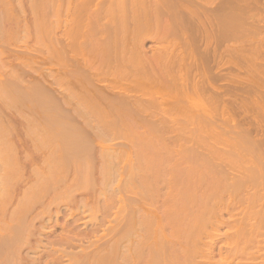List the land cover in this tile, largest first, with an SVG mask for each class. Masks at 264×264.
Listing matches in <instances>:
<instances>
[{
    "label": "bare ground",
    "instance_id": "1",
    "mask_svg": "<svg viewBox=\"0 0 264 264\" xmlns=\"http://www.w3.org/2000/svg\"><path fill=\"white\" fill-rule=\"evenodd\" d=\"M213 1L215 2L217 0H212V2L209 1V4L210 2L212 3L210 4L211 6H209L207 0H108V3L104 2L105 4L100 0L103 4H100V2L97 1L99 2V5L96 3L95 9V7L92 8L96 2L94 0H80V2L79 0L77 2L69 0V3H65V6L66 4H70L65 7L68 9L65 11H68V13H71L72 15L75 13H73L74 8L81 11V13L82 11H86L87 16L85 18L88 17V22L90 20H92L93 23L96 22L97 28L99 29L98 33L100 35L94 34L93 32L91 33V31H93L91 30L89 32V35L92 34V36H89L90 44L88 43L89 41L87 42L89 45L87 46L90 47L88 48L89 51L86 50L82 52V58L80 57L81 54L79 52L78 55L80 54V58H76L77 56L76 54L74 55L73 52L74 48L72 49V47H74L73 44H75L73 43L74 39L69 40V37L66 45L64 43H59L62 38L59 37L58 29H61L63 19L61 20L58 18L61 14L58 13V17L55 20L56 22L53 24L57 25H55V29H57L58 26L59 28L57 31L51 29L54 28V25L51 23V26L53 27L48 29L49 31L55 30L54 32L50 31L51 34L48 33V36L51 35L49 41H51L52 44L50 46L53 47V50L50 51V53L52 52V57L50 54L47 55L45 53V56L41 55L43 62L46 60V56L48 57L47 60H52L53 57L54 59L56 57V62L54 61V63H57V60L61 59V62H58L57 64L59 70L60 66L63 67L62 65H59L60 63L66 67V70L63 68L65 71H61L62 73L60 72L57 76L56 73L54 74L51 71L52 69L50 70L47 68L55 75L52 74V76L55 77L52 80L50 78L51 75H48V73L43 74V69L48 63L45 64L44 68L40 67L43 71L38 68L39 65H37L38 70L42 71L43 74L39 75L41 79H39L38 76L36 79V76L30 75V70L26 69L30 66L32 67L33 64L34 67L38 63H43L38 56L40 55L39 52H42L39 51V49L36 50L35 47L34 49L28 47L36 50L38 55L34 54L32 50H28V53H22L21 55L22 51L19 49V52L15 50V53V51H10L11 48H0V56L2 57L6 56L8 54L7 51L9 50V52H13L14 54L10 53L8 55H17L20 53L21 56L25 57L24 60L27 61V64L26 62L24 64L21 63L24 69L14 67L17 66L18 61L16 62V65H12V70L8 72L5 79L2 76L0 77V93L3 95L6 92L5 95L1 97H6L7 99L10 97L7 93H10V95L13 94L17 99H22L21 101L24 100L23 103L25 104L22 105H24V107L26 105L28 108L27 111L30 110L29 112H31L32 108L33 111L35 110L34 108L39 111L38 108L44 106V109H47L46 111L48 112L46 114H44L45 111L44 113L42 112L41 114H43V117L46 116L51 124L56 125L55 127L60 125V129L57 127L56 130L59 129V131H61V133L63 132V135H65L60 136V139L56 136L59 142L55 141V137L52 139V137L55 136L52 135V131H54L55 134H58V131L56 132L55 129L50 130V127L45 128L46 125L50 126V122L43 119L44 122L48 123L43 125L37 120L36 123H40L43 126L39 125V129V127H37L38 125L36 126V123L34 122L35 120L33 121L34 118L32 119L31 117L30 119L32 120L30 122H33L35 125L33 127V124L31 123L32 129L30 126L29 128L32 130L31 132L34 134V137L28 130V133L31 135L30 138H28L29 134L26 135L27 133H25L27 130H25V134H23L22 131L25 127L20 130L15 124L14 127H17L15 130H20L21 132L18 131L19 133H17V131H14V135H12L11 138L6 135L7 140L4 133L2 135V137H4H0V139H5L2 141H7V144H10V140L12 141H10L12 145L15 144V147L11 146L14 149H11L10 146L7 147L3 142L4 147L6 146L8 149L10 148L9 150L14 151L13 155H9L11 152L6 148L10 153L6 152L8 155L5 153L6 156H3L4 154H2V150H0V209L4 212L1 214H5V216L3 215L4 218L0 215L3 218H0L2 219L0 222V264H120L119 262L121 261L128 264H180L179 262H181V264L185 262L186 264V260L180 261L177 259L178 251L180 250L179 247L182 245L189 246V243L192 244L196 241L194 237H191V235H187L186 233L196 228L198 224L199 226L206 224L210 219L208 215L210 212H213V210L214 213H217L219 216V223H225L222 210L230 212L232 205L230 206L229 204L233 203H228L227 206H219L220 208H218L220 210H218V212L215 211L218 209L216 206L214 208V206H211L212 204L210 205V201L212 200L210 187L208 185L205 186L203 191L202 189H198L197 175L201 173L199 170L202 165L208 166V164H210L212 168L216 167L213 171L218 172L217 175L219 174L220 178L219 185L216 188L219 189L218 191L229 192L233 187V184L228 180L231 179V176L225 166L231 167V163H235L234 165L232 164V166L240 164L239 162L242 159L239 156L241 149L248 148L249 158L252 160L250 161L252 163L254 162L252 165L255 164L256 166L254 165L255 169L254 166H251L253 167V173L250 174L247 172L246 174H249L250 176L248 175L246 177L244 175L245 177H243L239 184L244 187L250 184L251 180V182H253L249 185L251 187L255 183L254 181H256V188L262 184L263 188L260 190H264V182L262 183L259 180V182H257V178L260 179L259 177H261V181H264V147L261 146L264 144V138L262 137V140L261 138L257 139L254 135L253 138L251 137V134L253 133L250 132L252 129L255 131L257 129L260 130L259 127H262L260 126L261 124L259 123V126L256 125L258 127L256 129V123H253L254 125H252L251 122V125L254 128H250L251 125L248 126L249 128H246L243 123L242 125L246 129L242 130L237 128L239 130L234 131L233 127H230L231 124L229 126L231 129H229L227 125L223 127L226 123H223V125L222 123H217V120H214L213 122L215 123L216 121L217 125L219 124L221 126L222 124L223 129L218 125L217 127L214 126L215 130H213V124L210 125L213 122L209 121L216 119L213 118L215 115H213L206 106H201L202 108H200L199 111V109L194 107L193 102L195 99H193V96L195 97L196 95L204 99H207L208 97L210 99V97H214H212V95H217L219 100L220 98H223L221 99V101L223 100L222 102L226 100L224 98L227 94L231 95V90L229 93V89L227 88V85H230V83L224 87L226 83L224 81H227L228 79L231 81V78H226L230 75L227 74L228 70L227 73L225 70L226 74L224 73V68L230 66L226 65V61H229V59L227 58V60H225V55L228 53L227 51H230V54L232 51L233 53H236L235 51H237L240 55L239 57L242 56V59H244L243 61L246 62L244 57L247 59L248 57L245 55L243 56V54H246L247 52L251 53L252 50L249 51L250 48L248 46H254L252 54H249V56L254 55L255 51L256 59H254V55L251 61L256 60L257 69L259 70L257 71L263 76L262 78H264V0H218L215 4ZM1 2H3V6L7 3L6 0H2ZM30 2L32 4L34 3L32 0ZM36 3L33 5L36 6ZM74 3L78 4H75L74 6ZM90 3L93 5H90ZM29 5L31 4L29 3ZM1 11L3 13L4 9ZM2 13H0V16ZM31 13L33 14V12ZM68 13L66 15L67 18L62 13L64 15L62 17H65L66 19V24L70 21L68 19ZM81 13H78V15L76 14L80 17V26L85 22V18L83 20L81 19L83 16V13ZM14 14L16 15V12ZM24 17L25 18H22L26 19L27 16ZM105 17H110V21L112 20L111 23L108 22L109 25L103 24L102 19L105 20ZM28 18L29 16L27 19ZM29 19L30 20L26 21L27 23H31V20H34V18ZM2 20L3 19H1V21ZM22 22L27 24L25 21ZM1 23L0 25L2 26ZM34 23H31L30 26L34 25ZM89 24L90 23H88V27L90 26ZM63 25L66 26L65 23ZM27 26L25 25V27ZM158 26L161 27L159 28ZM45 27L49 28L50 26L48 25ZM157 27L158 30H156ZM76 28L77 29L75 30L83 34L84 30L80 32L79 30L81 29L78 30V27ZM153 28L156 29L154 30ZM30 29L32 28L30 27ZM150 29L153 30L155 34L153 32H151L152 34L149 33L148 31H151ZM70 30L71 28H69V31ZM67 31L68 30H66L65 33H67ZM27 32L25 33L28 34ZM62 32L64 33V31ZM32 34L31 37L35 35ZM149 34L151 35L150 37H152V40L158 43L157 46H155V44L153 48H150L153 49L151 54L149 53L150 51L148 52L145 44L146 37H148ZM28 35L26 36L28 37ZM69 35L71 38H75V35L72 34L71 31L69 32ZM69 35L67 33V36ZM85 35L86 34H84V36ZM15 37L19 38L18 35H15ZM12 38L13 36L11 39ZM75 39L78 40L77 37ZM86 39L81 41V43L79 42V45L82 44L83 46V42L86 41ZM159 39L161 41H159ZM232 39L234 41H232ZM235 39H241V42L236 41ZM35 40L36 39H34V41ZM229 40L232 41L231 44H229ZM64 42L66 41L64 40ZM160 42H162V45L158 46L161 44ZM233 43L236 45H233ZM48 44L49 43H47V46L49 47ZM59 44H61V46ZM228 44L229 46L231 45V47L233 46L234 48H232L235 51L231 47H228ZM12 48L14 50V47ZM3 49L7 50L4 51ZM238 53H236V56H238ZM3 54L5 55L3 56ZM230 54L227 55L230 57ZM18 55L17 57L20 56ZM230 58L233 59L232 56ZM237 58L238 57H236V60ZM231 59L230 62H232ZM64 60L66 64L63 63ZM236 60H234L232 64L236 63ZM49 63L52 64L53 61H50ZM251 63L249 60V66L255 65L254 62ZM242 65L239 67V65L236 66L234 64L233 69H235L236 66V68L239 67L238 69L242 68L240 69L242 71L244 70L245 64ZM18 66H20V62ZM245 66L247 67V64ZM249 68H251L249 69L251 70L250 72L253 71L256 73L254 71L256 68ZM34 69H36V67ZM40 71L38 73H40ZM245 72L246 71L244 70V74ZM253 74L252 76H254ZM256 75L258 78V74ZM41 76H43V79ZM252 76L249 77V80L244 77V80H248L247 83L249 81H251L249 82L251 84L254 82L256 83V80L258 81L259 78L252 79L254 81L252 82ZM48 77L50 81L48 80ZM233 80L234 79H232V81ZM237 81V84L238 82L240 83V81L241 83L246 82L243 81V78L242 80ZM82 82H85V85H83ZM102 82H104L103 85L100 84ZM74 83L82 84L84 86L83 90H81L82 85H76L77 88L80 86L79 91H77L78 89L73 86L75 85ZM249 83V86L245 83L247 87L242 84L238 86V84L236 85L239 87L237 89L235 84L233 85L231 83L235 87L230 86L232 88H229L232 90L235 89L236 91L239 90V93L246 91L245 94H247L250 87L254 92H257L258 88H260V91L258 92H261V94L257 93L256 95H260L259 97H261V100L259 101L264 100V84L259 82L256 83L258 85L256 86L254 83L255 85L253 87V85H250ZM147 86H149L151 95L148 94L150 96L145 98L146 95L145 97L141 96L138 93L137 88L145 89ZM151 87L154 89L152 90ZM255 88L257 89L254 90ZM146 89H148V87ZM161 89L169 92L166 94H173V91L181 92L184 94L185 100L182 102L171 103L166 99L164 96L165 94L160 95L162 91ZM59 90L60 93L58 92V95L62 96L56 95ZM225 91L228 93L226 94ZM251 91L248 92L250 95H247V99L250 97V99L253 98L252 95L254 93ZM155 92H158L157 96L154 94ZM236 93L237 92L233 95L232 92V95L235 97L237 96ZM245 94L242 93V95ZM242 95L240 96V94H238L239 98L237 99L245 101L246 99H242L244 97H242ZM256 95L254 96L253 103L258 101L259 97ZM16 97L8 99L12 102V98ZM217 97H214L215 100H218ZM17 99L16 102L14 99L13 101L17 103ZM7 104L9 105L10 103L8 102ZM11 104L9 106L10 108ZM5 106L6 105H4L3 108H7V106ZM13 106H15V104ZM21 107L19 104V108ZM261 107L264 109V104H260L259 106V109H261L260 111L263 112ZM182 109L187 113L185 119L186 123L178 124L177 122L179 120L177 113ZM258 111L256 112L258 113ZM5 112H3V114ZM223 112L226 111L224 110ZM9 114L11 116V113ZM258 114H260V112ZM223 115L224 119L222 120L227 121V119H230V121H233L231 120V117H228L229 114L226 115L228 118L225 114ZM7 117H9V115H7ZM7 117H3L5 118L2 119L3 122ZM12 117L14 116L12 115L10 118ZM20 122L22 121L20 120ZM22 123L26 124L25 121ZM63 124L69 129L70 134L67 135V133L65 134L64 132L65 130H61ZM0 125L4 126L5 123H0ZM14 127L11 129H14ZM208 127L212 129L213 134L215 132L219 133L217 134L218 137L220 133L221 135L225 134L226 136L230 134L226 139L224 138L225 141L228 142V144H226L231 147L230 150H228L229 147L227 145H225L228 147L226 148V151H224L225 146L222 147V149L218 147L219 145L215 146L214 143H216V141H213L214 143L210 145L211 148L208 146L209 152L207 153L200 152L196 148L193 149L192 146L189 148L190 145H188V147L185 146V148L187 147L186 150L182 149V151L179 149H176V151L175 148L173 150V148L170 147L171 145L169 147L164 146L162 149L148 148V143H150L154 137L160 138L164 136L163 138H165L167 134H172L170 138L173 140L172 137L184 134L187 138H191V136L198 135L201 132L207 133L210 129H208ZM218 127L221 128L223 133ZM236 127L237 126H235V128ZM35 128H37L38 131L50 130L49 132H51V134L48 132L50 134L48 136L54 142L52 141V143L48 136L45 138L47 134L46 131L38 133ZM224 128H228V134L224 132L226 131ZM33 129L36 130L37 133L33 131ZM261 130L259 132H262ZM2 132L0 130V133ZM8 132V130L5 131V133L10 136L11 133L9 132V134ZM34 132L36 133V136L37 134L41 135V137L44 136V140L40 136L37 137L42 139H39L40 142L44 141L42 142L43 146L41 144L40 146H42V149H46L45 151L41 148L42 151L40 149H37L38 152H35L36 149L33 151L34 147H40L37 143L39 141L35 138ZM209 132L212 134L211 131ZM209 132L208 135L210 134ZM42 133L46 134L43 135ZM119 133H122V135H131L130 138L134 136L135 140H133L134 138H132V140L140 144L141 147H139L140 149L138 148L140 152L137 150L138 152L134 151V153L136 152L137 154H134L132 153L133 151L130 152L131 150L129 151V149L128 151L124 150L125 147H127V145L123 147L125 144L107 145V143L105 144V142H103V140L106 142L109 140L107 138H109L108 136L110 134L112 137L114 136L115 139L118 138V136L121 135ZM257 133H255V135ZM115 134L119 135L116 136ZM184 135H182V137ZM225 135L224 137H226ZM178 136L177 138L174 137L176 141L178 140ZM123 137L127 138L125 136ZM182 137H180V139L183 140ZM130 138L128 141H131ZM221 138L223 137L221 136ZM45 139H50L49 147L46 143L48 141ZM192 139L194 138L192 137ZM62 140L63 142H61ZM111 140L113 142L114 138L110 137V141ZM2 141L0 140V144ZM222 141L219 143H222ZM56 142L57 144H55ZM168 142L171 141L169 140ZM179 142L177 141L176 144L179 145ZM207 142L208 140H206V144ZM50 143L54 146L51 145L50 147ZM209 143H211V141ZM176 144L174 143L175 146H177ZM216 144H218V142ZM44 145L47 147L45 148ZM181 146L183 145H180V147ZM2 147L3 146H0L1 149H3ZM30 152L32 154H30ZM179 154L181 155L180 162H184L183 164H186L185 166H183L179 162V158L176 157L179 156ZM214 159L216 161H214ZM217 159L220 161L218 162ZM217 166L219 169H217ZM251 167H249L250 170ZM16 173H21L23 179L19 183L18 181L20 179L18 178L17 180V178L14 177L15 180H17V183L15 184L14 180V184H11L13 187L10 188L8 185L10 183L6 184V181L10 180L9 182H12L11 180L14 178L10 175L15 176ZM5 175H7L8 179H5L6 181L4 180ZM8 176L12 179L8 178ZM246 178L250 179H247L248 181L245 182ZM4 187L6 189L8 188L6 194L3 192L5 190ZM253 187H251V189ZM92 189H94V192L97 189V191H100L99 193H93ZM127 191L134 195L130 194L129 196L131 197L128 198V195L125 193ZM124 193L127 195L126 197ZM255 193L256 192H254L252 196H256ZM257 193L260 196V193ZM38 194L41 196L39 198L37 197L39 201L36 200ZM258 194L257 197L260 198ZM245 197H243V199ZM34 198L35 201L41 202L37 204L38 202L36 203ZM40 198H42V200ZM247 198L248 197H246V200L249 201L251 197L249 199ZM262 200H264V198ZM262 200H259V202ZM252 201L254 205L255 201L253 200V197ZM249 202H251V199ZM260 204L261 202L259 203V208H262V206L260 207ZM63 205L66 207L68 213L63 212L67 214L66 217L69 215L70 219H66L62 222L63 233L61 232L62 234H58V237L50 238L49 240L48 238L50 236L48 237L46 235L48 237V242L45 245L43 243L45 248L42 250L40 244L42 245L41 242H46L44 241L45 239L43 240L44 236L41 237L42 231L44 232L45 230V215L48 214L51 216V214L55 212L62 213L60 210ZM255 206L256 208L258 207L256 203ZM232 207H234V205ZM119 210L124 216H122V220L117 223L118 225H113L110 228L106 223L110 222L109 218L113 216V214L117 216ZM20 211L25 213L21 214L24 215L22 221H19L20 218L14 220V218L19 215ZM58 215L56 221H54L56 222L54 224L57 225L61 222L58 219ZM86 215L91 218L93 226H91V231L90 229H88L89 231L86 229L82 231L77 226V222L80 220L83 221L82 218L86 217ZM40 217H42L44 222L39 221ZM50 218L51 217H49V219ZM18 221L20 224L15 226L16 222L19 223ZM251 221V219H247L246 221L241 222L240 228L245 229L247 227L250 229L251 227V230L256 228L257 225ZM48 224H50V222ZM54 224L51 223V227H54ZM104 225L111 229V234L109 231L108 233L110 235L108 234V236L107 234L101 235L100 233V228ZM168 229H171V231L167 233L166 231ZM49 234L50 233H48V235ZM52 235L55 236V234ZM259 242V240L255 241L256 244ZM141 243H147L148 245L142 247ZM25 244H28L29 246H26ZM26 247H29L28 252L26 251ZM71 247L77 248L78 250L75 249L72 251V249L70 250ZM23 248L26 249V252ZM39 248L41 250H38ZM31 249L35 253L40 251L39 253L41 254L38 253L40 260L37 261L36 256H34L36 259L30 257L29 253L32 251ZM208 249H211V247ZM44 256L48 257L47 260L43 259ZM123 259H125V261ZM156 259L158 260L155 261ZM122 262L121 264H123ZM232 263L234 264V262L228 260L223 262V264Z\"/></svg>",
    "mask_w": 264,
    "mask_h": 264
},
{
    "label": "rangeland",
    "instance_id": "2",
    "mask_svg": "<svg viewBox=\"0 0 264 264\" xmlns=\"http://www.w3.org/2000/svg\"><path fill=\"white\" fill-rule=\"evenodd\" d=\"M2 1V0H1ZM0 1V2H1ZM31 4V5H29V3ZM31 0H6V5L5 6H3V2H1V4H0V13H2V11L1 10H3L4 9V11H3V13L1 14V16L0 17H2V18H0V21H1V19H3L0 23L2 24V26L0 27V48L1 47H3V48H11V50L10 51H18L19 52V50L20 51H22L21 52V55H22V53H28L29 51H33V53L34 54H37L38 55V52H36V50L37 49H39V51H44L43 53L42 52H39V54L40 55H38L39 56V58H41V55H43V56H45V54H47V55H49L50 54V56L52 55L51 53H50V51L51 50H53V47L52 46H50V45H52L51 44V41H49L50 40V38H51V35H49L48 36V33H50V31H57V29L59 28V26H58V28L57 29H55V27L57 26L56 24V26L53 24V23H55L56 21V19H57V17H58V13L60 14H64L65 15V17L67 18V13H68V11H65V10H68V9H66L65 7L66 6H69L70 4H66V6H65V3H69V0H43V2H42V0H32L34 3L33 4H35L36 2V6H34L31 2H30ZM75 2H77L78 0H74ZM93 1V0H92ZM94 1H96L95 3H94V6H92V8H94L95 6H96V3L99 5V2H100V0H94ZM97 1H99V2H97ZM208 1V5L209 6H211L210 4H212L211 2H212V0H207ZM209 1H211L210 2V4H209ZM218 1V0H217ZM217 1H213L214 2V4L217 2ZM44 2H47V3H44ZM79 2H80V0H79ZM102 2L104 3H108V0H102ZM4 3H5V1H4ZM44 3V4H43ZM88 3V2H87ZM86 3V4H87ZM93 3V2H92ZM92 3H90V5H93ZM103 3H101L100 2V4H103ZM104 3V4H105ZM75 4H78V3H74V6H75ZM213 4V5H214ZM101 6V5H100ZM26 7H27V9H28V12H27V9H26ZM31 9H33V10H31ZM64 8V9H63ZM95 9H96V7H95ZM9 10H10V13H9ZM64 10V11H63ZM76 8H74L73 9V13L76 15H78V13H81V11H78V10H76ZM12 11H13V13H12ZM19 11V12H18ZM23 11V12H22ZM26 11V12H25ZM16 12V15L14 14ZM22 12V13H21ZM31 12H33V14L31 13ZM66 12V13H65ZM18 13V14H17ZM23 13H24V15H23ZM26 13V14H25ZM28 13V14H27ZM29 13H31V14H29ZM83 13V14H82ZM82 20L87 16V13H86V11L85 12H83L82 11ZM60 14V15H61ZM59 15V17L58 18H60L61 20L63 19V22H62V25H61V29H58V34L60 35H58L60 38H62L61 39V41H59L60 40V38L58 37V41H59V43H64L65 45L67 44V41H68V38L70 37V39L69 40H72V39H74V41H73V43H75V44H73L74 45V47H72V49L74 48V55L76 54V58H82V52H84V51H89L88 50V48H90V47H88L89 45H88V43L90 44V41H89V36H92V34H90L89 35V32L91 31V30H93V31H91V33L93 32L94 34H97V35H100L99 33H98V31H99V29L97 28V24H96V22L95 23H93L92 22V20H90L89 22L87 21V20H89L88 19V17L87 18H85V22H86V24H85V22H83V24L80 26L79 25V21H81L80 20V17L79 16H77L76 15V17L74 18V16L71 14V13H68L69 14V23L67 22V24H66V19H65V17H62V16H64V15ZM81 14H80V16H81ZM10 15V16H9ZM12 15H14V16H12ZM18 15V16H17ZM32 15V16H31ZM85 15V16H84ZM23 18H25L24 16H29V18H31V19H33L34 18V20H31L30 22L31 23H34V21H35V23H34V25H32V26H30V24L31 23H27L26 21H28V20H30L29 18L27 19V17H26V19H23ZM8 17H11V18H8ZM15 17H17V18H15ZM19 17H20V20H22V21H25V23H27V24H24V22H22V21H20L19 20ZM33 17V18H32ZM73 17V18H72ZM13 18V19H12ZM110 18V17H109ZM109 18H106L105 17V20L104 19H102V21H103V24H107V25H109V23H111V21H110V19ZM15 19H16V21H18V22H16L15 21ZM18 19V20H17ZM59 19V20H60ZM109 19V20H108ZM11 20H12V22H11ZM60 20V21H61ZM52 21H54V22H52ZM68 21V20H67ZM92 22V23H91ZM109 22V23H108ZM54 25V28H51V27H53V26H51L52 24ZM58 23V22H57ZM65 23V25L66 26H64L63 24ZM88 23H90L89 25V27H88ZM60 24H61V22H60ZM25 25L27 26V25H29V26H27V27H25ZM43 25V26H42ZM50 26L49 28L48 27H45V26ZM59 25V24H58ZM79 25V26H78ZM84 25H87V26H84ZM64 28H63V27ZM69 26V27H68ZM30 27L32 28V29H30ZM76 27H78V30L79 29H81V30H79L80 32H82L83 30V34L82 33H79L77 30H75V29H77ZM81 27V28H80ZM159 28L161 27V26H158ZM158 27H157V29L156 28H153L154 30L156 29V30H158ZM28 28V29H27ZM55 29V30H48V29ZM69 28H71V32H72V34H74L75 36V38L77 37L78 38V40L77 39H75V38H71V36L69 35ZM73 28V29H72ZM88 28V29H87ZM28 30V32H27V30ZM68 30L67 31V33H68V35L69 36H67V33H65V31L66 30ZM90 29V30H89ZM13 30V31H12ZM23 30V31H22ZM30 30V31H29ZM34 30V31H33ZM60 30H61V32H60ZM88 30V31H87ZM151 30V29H150ZM62 31H64V33L62 32ZM148 31V30H147ZM146 31V32H147ZM25 32H27L28 34H30V35H28V34H26ZM30 32V33H29ZM35 32V33H34ZM145 32V33H146ZM149 33H151V32H153V30H151V31H148ZM33 33V34H32ZM62 33V34H61ZM154 34H155V32H153ZM28 35V37L26 36V35ZM31 34L32 35H34V36H32L31 37ZM51 34V33H50ZM84 34H88L87 36L85 35L84 36ZM148 34V33H147ZM152 34V33H151ZM153 34V35H154ZM15 35H18V37L19 38H17V37H15ZM38 35V36H37ZM67 37H66V36ZM145 35V34H144ZM152 35V36H153ZM156 35H157V31H156ZM13 36V38L11 39V37ZM31 38H30V37ZM47 36H48V38H47ZM64 36H65V38H64ZM148 36V35H147ZM151 35L149 34V36L148 37H146V48L148 49V52L151 54V52H152V50L153 49H150V48H153L154 47V45L155 46H157V42H155V41H153L152 40V37H150ZM34 37V38H33ZM36 37H38V38H36ZM154 37V36H153ZM15 38H17V39H15ZM32 38H33V40H32ZM87 38V39H86ZM149 38V39H148ZM151 38V39H150ZM34 39H36L35 41H34ZM86 39V41H84L83 42V46H82V44H80L79 45V42L81 43V41H83V40H85ZM30 40H31V42H30ZM64 40L66 41V42H64ZM76 40V41H75ZM164 40V39H163ZM163 40H162V42H163ZM236 41H240L241 42V39H235ZM13 43H12V42ZM89 41V42H88ZM159 41H161L160 39H159ZM230 41V42H229ZM228 42H229V44H231V42L232 41H234L233 39H232V41L231 40H229ZM30 42V43H29ZM88 42V43H87ZM162 42H160L161 44H159L158 46H161L162 45ZM164 42H165V40H164ZM167 42V41H166ZM46 43V44H45ZM47 43H49L48 45H49V47L47 46ZM86 43V44H85ZM236 43V42H235ZM235 43H233V45H236ZM28 44V45H27ZM45 44V45H44ZM61 44H59L60 46H61ZM165 44V43H164ZM163 44V45H164ZM229 44H228V47H231V45L229 46ZM33 45V46H32ZM58 45V46H59ZM72 45V46H73ZM88 45V46H87ZM59 46V47H60ZM64 46V45H63ZM85 46H87V47H85ZM12 47H14V50H13V48ZM28 47H32L33 49H34V47H35V49L36 50H33V49H30V48H27ZM36 47H38V48H36ZM44 47V48H43ZM46 47H47V49H46ZM51 47H52V49H51ZM85 49H83V48ZM233 47V46H232ZM231 47V48H232ZM250 49H249V51L250 50H252L253 51V49H254V46H248ZM252 47V48H251ZM50 50H49V49ZM234 48V47H233ZM232 48V49H233ZM2 49V48H1ZM0 49V50H1ZM19 49V50H18ZM232 49H231V51H232ZM4 50V49H3ZM5 50H7V49H5ZM4 50V51H5ZM29 50V51H28ZM234 50V49H233ZM255 50H256V48H255ZM16 51H15V53H16ZM24 51V52H23ZM235 51V50H234ZM252 51H251V53H246V54H243V56L245 55V56H247L248 57V59L246 58V57H244L245 58V61L247 62H249V60H250V63L252 62H254L255 63V67L254 66H249L248 65V62L246 63V62H244L243 60L244 59H242V56L241 57H239L240 55H239V53L237 52V51H235L236 53H238V56H236L237 54L236 53H233V51H232V53L230 54V51H227L228 53L227 54H230V57L232 56L233 57V59H231L227 54L225 55V60H227V58L229 59V61L227 62L226 61V65L227 66H229L228 68L227 67H225L224 68V73H225V70H226V73H227V70H228V73L227 74H230V75H232V76H230V75H228V77H226V75H225V77L228 79V78H231V81H232V79H234V80H238V81H240V80H242V78H243V81H246V82H243V83H241V81H240V83L238 82V84L236 83V81H230V79H228L227 81H224V82H226L225 83V86L224 87H226V85L227 84H229L230 83V85H227V88L229 89L228 91H229V93H230V90H231V95H228L227 93H226V91H225V93L228 95H226L225 96V98L224 99H226L224 102H222L221 101V99H223V98H220V100H219V98L217 97V95L215 96V95H212V97L214 96L215 98L217 97V99L218 100H215V98L213 97V98H211L210 97V99H209V97L207 98V99H204V98H200V97H198L197 95L194 97L193 96V99H194V107L196 108V109H199V111H200V108H202L201 106H206V108L208 109V110H210L211 111V113L213 114V115H215L213 118H216V119H213V120H211V121H209V122H213L214 120H217V123L219 122V124L220 123H226L223 127H225L226 125H227V127H229L230 126V124H231V126L230 127H233V129H234V131L236 130H239V129H246L248 126H250L251 125V122H252V125H254L253 123H256L255 124V126L257 125V126H259L260 124V126H262V127H259L260 128V130L263 132L264 131V109L262 108V110H263V112L262 111H260L261 109H259V106H260V104L261 105H263L264 104V100H262V101H259V100H261V97H259L260 95H256L257 93H259V94H261V92H258V91H260L259 89L260 88H258V91L257 92H254L252 89H251V87H250V89H249V91H251L252 93H254L252 96H253V98L252 99H250V98H246V97H248L247 95L249 94L250 95V93H248L249 91H247V94H245L246 93V91L245 92H243L242 90V92L241 93H239L238 91H236L234 88V90H232V89H230V88H232V87H235L236 85H238V86H240L241 84L243 85V86H246V84L248 85V83L249 82H251V81H249L248 83H247V81L249 80V77L250 76H252V74L254 73L253 71L252 72H250L251 70H249V69H251V68H249V67H253V68H256V69H254V71L256 72V73H254L253 75L254 76H252L253 78H251V80L253 79L254 80V78H256V79H258L259 78V82H261L262 84H264L263 83V79L264 78H262L263 76L261 75V74H259L258 73V67H257V62H256V60L255 61H251L252 60V58H253V56H254V59H256V54H255V51H254V55H250L249 56V54H252ZM8 52V54H10V53H12V54H14L13 52H9V50L7 51ZM77 52V53H76ZM80 52V54H81V56H80V54L78 55V53ZM97 52H99V51H97ZM244 52V51H243ZM6 53V52H5ZM45 53V54H44ZM72 53V52H71ZM100 53V52H99ZM245 53V52H244ZM257 53V52H256ZM6 55V56H4L5 54H3V56L4 57H2V56H0V77L2 76V77H4V79H5V77H7V75H8V72L9 71H11L12 69V65L14 64V65H16L17 63L16 62H20V66H18L19 65V62H18V64H17V66H14V67H17V68H21V69H24V67H23V65L22 64H24L25 62H26V64H27V61H25L24 59H25V57L24 56H21L20 55V53H18L17 55L19 56V57H17V55ZM73 54V53H72ZM241 54V53H240ZM242 55V54H241ZM8 56V57H7ZM9 56H12V57H9ZM50 56H49V59H50ZM80 56V57H79ZM235 56V57H234ZM252 56V57H251ZM23 59H22V58ZM52 57V56H51ZM236 57H238L237 58V60H236ZM47 56H46V60H44V62H43V59L41 58L40 59V61H42L43 63H38V64H36L34 67H33V65H32V67L30 66L29 68H26V69H28V70H30V75H35L36 76V79L39 77V79H41L40 78V74L41 75H43V74H46V73H48V75H51L52 76V74L54 73H56V76H57V74H59L61 71H63L64 69L66 70V67H65V65H63L62 63H60L59 65H62L63 67H61L60 66V70H59V67H58V62H61V59H58L57 61V63H54V61L56 60V57H55V59H54V57H53V59L51 60H47ZM58 58V57H57ZM235 58V59H234ZM250 58V59H249ZM17 59V60H16ZM23 61H21V60ZM230 59L232 60V62H234V60H236V63H234L236 66H238L239 65V67H241V65L242 64H247V67L244 65V70L246 71L245 72V74H244V70H240V69H242L243 68V65H242V68H240V69H238V68H236V66H235V69H237V70H235V69H233L234 68V64H232V62H230ZM239 59V60H238ZM242 59V60H241ZM46 61H53V63L51 64V63H49V62H46ZM238 61V62H237ZM56 62V61H55ZM230 62V63H229ZM22 63V64H21ZM48 63V64H47ZM63 63H65V60H64V62ZM240 63V64H239ZM251 63V64H252ZM25 64V65H26ZM45 64H47L46 65V67L44 68V66H45ZM66 64V63H65ZM37 65H39V67L38 68H40V67H42V68H44L43 70H44V73L42 74V71H40V70H38V68H37ZM54 65H56V66H54ZM23 68H22V67ZM27 66V65H26ZM25 66V67H26ZM36 67V69H34ZM58 67V68H57ZM52 69L51 71L53 72H51L50 70H48V69ZM64 68V69H63ZM227 68V69H226ZM253 68H252V70H253ZM25 69V70H26ZM232 69V70H231ZM35 70H38V71H35ZM59 70V71H58ZM64 70V71H65ZM231 70V71H230ZM258 70V71H257ZM32 71V72H31ZM40 71V73H38ZM47 71V72H46ZM51 73H50V72ZM214 71H215V69H214ZM240 71V72H239ZM249 72H250V74H249ZM62 73V72H61ZM64 73V72H63ZM225 73V74H226ZM233 73V74H232ZM53 74V75H54ZM239 74V75H238ZM250 75V76H248V75ZM256 74H258V78L256 77L257 75ZM236 75H238V76H236ZM261 75V76H260ZM38 76V77H37ZM50 76V78H51V80L52 79H54L55 77H51ZM55 76V75H54ZM236 76V77H235ZM241 76V77H240ZM34 77V76H33ZM42 77V79H43V76H41ZM236 79H235V78ZM244 77H246V78H248V80H244ZM239 78V79H238ZM245 78V79H246ZM255 79V80H256ZM48 80L50 81V79H49V77H48ZM122 80V79H121ZM252 80V82H254ZM104 81V80H103ZM110 81V80H109ZM109 81H108V83H109ZM257 80H256V83H259ZM81 82V81H80ZM105 83H107L106 81H104ZM104 82H102V83H100V84H104ZM121 82V81H120ZM123 82H126V81H123ZM205 82V81H204ZM224 82H223V84H224ZM234 85L235 84V86H233L232 84ZM246 83V84H245ZM255 83V82H254ZM254 83H249L250 85H253V87H254V85L256 84H254ZM260 83V84H261ZM75 84V83H74ZM82 84L83 85H85V82H82ZM82 84H75V85H73V86H75V88L76 89H78L77 91H79V87L77 88V86L76 85H82ZM207 84V83H206ZM82 85V86H83ZM119 85V84H118ZM81 86V90H83V88H84V86L82 87ZM207 86V85H206ZM230 86H232V87H230ZM249 86V85H248ZM256 86H258L257 84H256ZM255 86V87H256ZM65 87V86H64ZM142 87H144V86H142ZM148 87V89H149V86H147ZM146 87V88H147ZM205 87V86H204ZM230 87V88H229ZM247 87V86H246ZM252 87V88H253ZM139 89V88H137L138 89V93L141 95V96H143V97H145V95H146V97L145 98H148L151 94V92H150V89L148 90V89ZM152 88V87H151ZM157 88V87H156ZM155 88V89H156ZM227 88H226V90H227ZM237 88H239V87H237L236 86V89ZM154 88H152V90H153ZM158 89V88H157ZM160 89V88H159ZM257 88H255L254 90H256ZM162 90V91H161ZM161 90H158V91H161V93H160V95L162 94H165L164 96L166 97V99L169 101V102H171V103H177V102H182V101H184L185 100V97H184V94H182L181 92H175V91H173V94H166V93H169V92H167V90H163V89H161ZM172 91V90H171ZM237 92L236 94H237V96H233V95H235L234 93L235 92ZM58 92L60 93V90L59 91H57V93H56V95H58ZM175 92V93H174ZM232 92H233V95H232ZM6 93V92H5ZM5 93L3 94V95H5ZM152 93H153V91H152ZM224 93V94H225ZM242 93H244L245 95H242ZM1 94V93H0ZM7 94H9L8 96H10V97H8L9 99L11 98V97H16V96H14L13 94H11L10 95V93H7ZM148 94H150V95H148ZM154 94H156V96L158 95V92L156 93H154ZM153 94V95H154ZM204 94V93H203ZM238 94H240V96L242 95V99H244L245 101H243V100H241V99H237V98H239V96H238ZM2 94L0 95V110L2 111V113H1V111H0V119L2 120V119H5V118H3V117H7V115H9V117H7L6 118V120H4V122H3V120L0 122V123H2V124H4L5 123V125L3 126H1L0 125V127H1V132L2 133H0V137L1 138H3L4 136H5V138H6V140H7V136L8 137H10L11 138V136L12 135H14V131H17V130H15V128H17L18 127V129L20 128V130H22V128L23 127H25L22 131H23V134H25V133H27L26 135H28L29 133L30 134H33L31 131V129H32V126H31V123L33 124V127H34V123L33 122H30L33 118V121L36 123L37 122V120L40 122V123H42L43 125H46V124H48V123H46V122H44V120H46L47 122H50L49 121V119L48 118H46V116L45 117H43V114H41L42 112L44 113V111H45V113L44 114H46L48 111H46L47 109H44V106L41 108V107H39L38 109H39V111L38 110H36V108H34L35 110H36V112L34 113V111H33V108H32V110H31V112H29V111H27L28 110V108L26 107V105H25V107H24V105H22V104H25V103H23L24 102V100L23 101H21L22 99H17V97L16 98H12V102H10V100L7 98L6 99V97H1V96H3ZM167 95V96H166ZM202 95V94H201ZM200 95V96H201ZM210 95V96H211ZM257 96V97H259L258 98V101L256 102V103H260V104H256V103H253L254 101V96ZM58 96H62V95H58ZM202 97V96H201ZM204 97V96H203ZM224 97V96H223ZM227 97V98H226ZM5 98V99H4ZM30 98V97H29ZM256 98V97H255ZM264 98V97H263ZM262 98V99H263ZM13 99H14V101L16 102V99H17V103H15L14 101H13ZM12 103L11 104V108L9 107L10 106V104L8 105L7 103ZM252 102V103H251ZM3 103H6V104H3ZM15 104V106H13ZM16 104H18V105H16ZM19 104H20V107L21 108H19ZM4 105H6L7 106V108H3L4 107ZM5 106V107H6ZM17 106V107H16ZM12 107H13V109H14V111H13V109H12ZM225 107V108H224ZM257 107H258V109H257ZM17 108H18V110H17ZM11 109V110H10ZM41 109V110H40ZM257 109V110H256ZM24 110H26V111H24ZM226 111V112H223V111ZM259 110V111H258ZM6 111V112H5ZM7 111H8V113H7ZM10 111V112H9ZM17 111V112H16ZM41 111V112H40ZM256 111H258V113L260 112V114H262V115H260V114H258ZM3 112H5L4 114H3ZM14 112V113H13ZM31 114L32 112V114L31 115H34V116H31L29 113ZM38 112V113H37ZM228 112V113H227ZM9 113H11V116L13 115L14 117H12V118H10L11 116H10V114ZM7 114V115H6ZM223 114H225V116L226 115H228V117L230 118L231 117V120H233V121H230V119H227V121H225V120H222V119H224V115ZM231 114V115H230ZM1 115H4V116H1ZM19 117H17V116ZM37 115V116H36ZM42 115V116H41ZM186 115H187V113L182 109V110H180L178 113H177V117H178V124H184V123H186L185 122V119H186ZM37 118H36V117ZM41 116V117H40ZM2 117V118H1ZM32 117V119H30ZM227 117V116H226ZM225 117V118H226ZM227 117V118H228ZM28 118V119H27ZM40 118V119H39ZM234 118V119H233ZM8 119V120H7ZM11 119V120H10ZM18 121H17V120ZM22 121V122H26V124H27V126H26V124L25 123H22V122H20V120ZM44 119V120H43ZM48 119V120H47ZM16 120V121H15ZM41 120H42V122H41ZM218 120H220V121H218ZM221 120H222V122H221ZM6 121V122H5ZM12 123H11V122ZM230 121V122H229ZM8 122H10V123H8ZM18 123V125H17V123ZM38 122V123H39ZM44 122V123H43ZM173 122V121H172ZM228 122H229V124H228ZM37 124L36 123V126L37 127H39V125L40 126H42L41 124ZM46 123V124H45ZM235 123V124H234ZM245 124L244 126L246 127H244L242 124ZM247 123V124H246ZM249 123V124H248ZM260 123V124H259ZM17 126V127H14L15 125ZM22 124V125H21ZM25 124V125H24ZM210 124V123H209ZM208 124V125H209ZM213 124V125H212ZM218 124V125H219ZM222 124H221V126L219 125V127H222ZM233 124V125H232ZM238 124V125H237ZM50 126H48V125H46V127L45 128H49L50 130H53V129H55L56 130V128L58 127L59 129H60V125H57V127H55L56 125H54V124H51V122H50V124H49ZM210 125H212L213 127V130H215L214 129V126H218L217 124H216V121H215V123L213 122V123H211ZM209 125V126H210ZM252 125L250 126V128L252 127ZM19 126H21V127H19ZM29 126H30V128H29ZM52 126V127H51ZM235 126H237L236 128H235ZM240 126V127H239ZM241 126H243V127H241ZM256 126V129L258 128ZM14 127V129H11V128H13ZM43 127V126H42ZM63 127H64V129H63ZM215 127V128H216ZM218 127V129H220L221 130V128H219ZM223 127H222V129H223ZM229 127V129H231ZM29 128V129H28ZM210 127H208V129H209ZM237 128H239V129H237ZM249 128V127H248ZM252 128H254V127H252ZM37 131H38V129L37 128H35ZM39 129H40V127H39ZM59 129L58 130H56V132L58 133V134H55V132L54 131H52L53 133H52V135H55V136H53L52 137V139L54 138L55 139V141H58V138L56 137V136H58L59 137V139L61 138L60 136H62L63 135V132L61 133V131H59ZM228 128H224V130H226V131H224V132H226L227 133V131H229V130H227ZM9 131L10 133H11V135L9 136L7 133H5V131ZM20 130H18L19 132H21ZM25 130H27L26 132H25ZM30 132H29V131ZM36 130H34L33 129V131H35L36 133H37V131ZM49 130V131H50ZM61 130H65L64 132H65V134L67 133V135L68 134H70V131H69V129H67V127L66 126H64V124H63V126H62V129ZM217 130V129H216ZM251 130V129H250ZM259 129H257L256 131L254 130V129H252L250 132H252L253 134H251V137H253L254 138V136H255V138H261V140H262V137L264 138V132L262 133V132H259L260 131ZM17 131V133H19ZM43 131H46V130H43ZM43 131H38V133L39 132H43ZM48 130L46 131V133H44V134H46V136H45V138L48 136V135H50L51 134V132H49ZM209 131H211L212 132V134L209 132ZM209 131H207V133L206 132H201V133H199L197 136L196 135H194V136H191V138L190 137H186V135H184V134H182V135H184L183 137H182V135H180L179 134V136L180 137H182L183 138V140L182 139H180V137L178 136V142L180 143L179 145L178 144H176L177 143V141H176V139L175 138H177V136H174V137H172V139L174 140H171V136H172V134L171 135H169V134H167L166 136H165V138H163V137H160V138H156V137H154L153 139H152V141L150 142V143H148V148H150V149H162L164 146H167V147H169L170 145V147L171 148H173V150H174V148H175V150L177 149H179V150H181L182 151V149L183 150H186V148L188 147V145H190L189 146V148H191V146H192V148L194 149V148H196L197 150H199L200 152H204V153H207V152H209V147L211 148V146L210 145H212V143H214L213 141H216V143L218 142V144H216V143H214L215 144V146L217 145H219L218 147H220L221 149H222V147H224L225 145H227L228 144V142H226L225 141V139L230 135V134H228L227 136L225 135V134H223V135H221V133H220V135H219V137L217 136V134H219V133H214L213 134V131H212V129L210 128L209 129ZM222 131V130H221ZM231 131V130H230ZM253 131H255V132H253ZM8 132V133H9ZM25 132V133H24ZM29 132V133H28ZM34 132V133H35ZM50 134H49V133ZM208 132L210 133L209 135H208ZM257 132H259V133H257ZM3 133H4V136L2 137V135H3ZM9 133V134H10ZM16 133V132H15ZM36 133H35V138L36 139H38V141H39V139H40V137H41V135H39V134H37V136H40L39 138L36 136ZM222 133H223V131H222ZM255 133H257V134H259V135H255ZM262 133V134H261ZM28 135V138H30V136L31 135ZM41 134V133H40ZM43 134V133H42ZM43 134V135H44ZM60 134V135H59ZM119 134H121V135H119ZM118 135H116V136H118V138H116L115 139V137L113 136H111V134L108 136V135H106V136H108L109 138H107V139H109V140H107V142L106 141H104L103 140V142H105V144L107 143V145L109 144H125L123 147H125L126 145H127V147H125V149L124 150H126V151H128V149H129V151L130 152H132V153H134V151H139V147H141L140 146V144L139 143H137V142H134L133 140H135V137L133 136V137H131L130 138V136L131 135H128V134H126V135H128V136H126V135H122V133H119ZM202 134V135H201ZM204 134V135H203ZM208 136H207V135ZM7 135V136H6ZM42 135V136H43ZM51 135V136H52ZM112 135H114V134H112ZM175 135V134H174ZM201 135V136H200ZM206 135V136H205ZM211 135V136H210ZM215 135V136H214ZM224 135L226 136V137H224ZM254 135V136H253ZM63 136H65V135H63ZM123 136H125V137H127V138H124ZM196 136V137H195ZM214 136V137H213ZM221 136L223 137V138H221ZM27 137V136H26ZM33 137H34V134H33ZM49 137V136H48ZM110 137L111 138H114V140H113V142H112V140L110 141ZM130 138V140L131 141H128L129 140V138ZM169 137V138H168ZM186 137V138H185ZM192 137L194 138V139H192ZM9 138V139H10ZM34 138V139H35ZM41 138H43V140H44V136L43 137H41ZM50 138V137H49ZM57 138V139H56ZM105 138V137H104ZM132 138H134L133 140H132ZM185 138V139H184ZM219 138H220V140L222 141V139H223V141H222V143H219V142H221L220 140H219ZM225 138V139H224ZM252 138V139H253ZM35 139V140H36ZM48 139V138H47ZM47 139H45L46 141H48V142H46L47 144H48V147H49V141H50V139L49 140H47ZM51 139V142L53 141ZM103 139V138H102ZM106 139V138H105ZM123 139H127V140H123ZM180 139V140H179ZM188 139H190V140H188ZM214 139V140H213ZM216 139V140H215ZM257 139H255V140H257ZM1 141L2 140H5V139H0ZM40 140H42V139H40ZM171 141V142H174L177 146H175L174 145V143H171V142H168V141ZM184 140H188V141H184ZM206 140H208V142H207V144H206ZM211 141V143H209L210 141ZM11 141V140H10ZM9 141V143L10 144H7V141L5 142V141H2L1 142V144H0V146H3L2 148L3 149H1L0 148V150H2V154H4L3 156H6L5 155V153L7 152V153H10L9 155H13V150L11 151V150H9L10 148L12 149L13 147H11V146H14V145H12V141L10 142ZM110 141V142H109ZM127 141H128V143H127ZM133 141V142H132ZM228 141V140H227ZM260 141V140H259ZM6 144V146L8 147V146H10V148L8 149L6 146L4 147V143ZM36 142H37V140H36ZM42 142H44V141H42ZM42 142H37L38 143V145L40 146V144L43 146V143ZM54 142V141H53ZM52 142V143H53ZM59 142V141H58ZM61 142H63V140L61 141ZM115 142V143H114ZM119 142V143H118ZM223 142H224V144H223ZM46 143H44L45 145H47ZM52 143H50V147H51V145H53ZM127 143V144H126ZM169 143H171V144H169ZM209 143V144H208ZM227 143V144H226ZM261 143V142H260ZM36 144V143H35ZM55 144H57V142L55 143ZM59 144V143H58ZM167 144V145H166ZM187 144V145H186ZM193 144V145H192ZM207 145V147H206V145ZM44 145V147L46 148L47 146H45ZM137 145H139V146H137ZM146 145V144H145ZM180 145H183V146H181L180 147ZM261 145V144H260ZM42 146H40V147H34V149H33V151L35 150V152H38L37 151V149L39 150ZM54 146V145H53ZM173 146H175V147H173ZM185 146H187L186 148H185ZM209 146V147H208ZM228 146V145H227ZM227 146H225V150L224 151H226L227 149L226 148H228ZM261 146H263L264 147V144L263 145H261ZM15 147V146H14ZM145 147V146H144ZM184 147V148H183ZM10 151H7V149ZM127 148V149H126ZM139 148V149H138ZM230 148L231 147H229L228 148V150H230ZM14 149V148H13ZM42 149V148H41ZM40 149V150H41ZM136 149V150H135ZM220 149V150H221ZM3 150H4V152H3ZM42 150H46V149H42ZM41 150V151H42ZM176 150V151H177ZM137 151V152H138ZM129 152V153H130ZM140 152V151H139ZM6 153V154H7ZM34 153V152H33ZM41 153V152H40ZM179 153H180V151H179ZM30 154H32L31 152H30ZM35 154H37V153H35ZM134 154H137L136 152L134 153ZM8 155V154H7ZM134 156V155H133ZM135 156H137V155H135ZM239 156L243 159H241V161H242V163H241V161L239 162L240 164H236L235 166H232V164L233 163H231L230 164V166L231 167H229V169H228V167H226L225 166V168H227V170L229 171L228 173H229V175L231 176H229L231 179H228V180H230V182H231V184H233V187L231 188V190L227 193L226 191L224 192V191H218L219 189H217L216 187L219 185V174L217 175V173L218 172H216V171H213V170H215V168H212L211 167V165L210 164H208V166H201L200 167V172L201 173H199V171H198V175H197V183H198V189H202V191L204 190V187L205 186H209L210 187V194H211V196H212V200L210 201L211 203H210V205L213 207L214 206V208H215V206L218 208L219 206H227V204L228 203H231V202H233V203H231V204H229L230 206L232 205H234V207H232L231 206V210H230V212H227L226 210H222L223 211V213H224V220H225V223H219V221H218V219H219V216H218V214L217 213H214V210H213V212H210V214H211V216H210V214L208 215V217H210V219L208 220V222H206V224H204V225H200L199 226V224H198V226H196V228H194L193 230H190L189 232H187L186 234L188 235H191V237H194V239L196 240L194 243H192V244H190L189 243V246H180L179 248H180V250L178 251V260H180V261H185L186 260V264H223V262L225 261V260H228V261H232V262H234V264H254V263H256V264H264V210H262V209H264L263 207H264V200H262L263 198H264V190L262 189V190H260L261 188H263L262 187V184L260 185V184H258V185H260V186H258V188H256V186L257 185H255L256 184V181H254L255 183L251 186V187H253V186H255V187H253L252 189H251V187L249 186L250 184H252L253 182H251V180H250V184H248V185H246V186H242L241 184H239L241 181H242V179H243V177H247L248 175L246 174L247 172L248 173H253V171H252V168L253 167H251V166H254V165H252L253 163L251 162L252 160H251V158H249L250 156H249V151H248V148H242L241 149V152H240V154H239ZM8 157V156H7ZM10 157V156H9ZM176 157H178L179 158V162H180V157H181V155L179 154V156H176ZM252 157V156H251ZM182 160V159H181ZM218 160V159H217ZM239 160V159H238ZM251 160V161H250ZM171 161V160H170ZM183 161V160H182ZM214 161H216L215 159H214ZM220 160H218V162H219ZM235 162V161H234ZM181 163V162H180ZM184 162H182L181 164L183 165V166H185L186 164H183ZM213 164V163H212ZM235 164V163H234ZM233 164V165H234ZM7 165H9V164H7ZM182 165H180V166H182ZM256 166V165H255ZM255 166H254V169H255ZM207 167V168H206ZM214 167V166H213ZM249 167H251V170H250V168ZM221 168V167H220ZM224 168V169H225ZM247 168V169H246ZM217 169H219V167L217 166ZM226 170V169H225ZM227 170H226V172H227ZM247 170V171H246ZM250 172H249V171ZM217 171H219V170H217ZM252 171V172H251ZM216 174H215V173ZM220 173V172H219ZM18 175V177H17V175ZM15 174V176L14 175H10L12 178H14V177H16L17 178V180H18V178L20 179L18 182L20 183L21 182V180L23 179V176L21 175V173L19 174V173H16ZM221 174V173H220ZM228 175V174H227ZM245 175V176H244ZM253 175V174H252ZM10 176H8V178H10V179H12ZM250 176V175H249ZM233 177V178H232ZM260 179H258L257 178V182H264V181H261V177H259ZM5 179H7V175H5L4 176V180ZM248 178H246V180H245V182L246 181H248L247 180ZM8 180V179H7ZM15 178L14 179H12L11 181L12 182H9V181H6L5 183L6 184H8V183H10V184H8L9 185V187L11 188V187H13L11 184H16L17 183V180H15ZM259 180V181H258ZM13 181H14V183H13ZM5 184V185H6ZM100 186H102V185H100ZM263 186H264V184H263ZM8 187V186H7ZM8 187V188H9ZM245 187H247V188H245ZM248 187H250V188H248ZM5 188V187H4ZM7 188V189H8ZM245 188V189H244ZM6 188H5V190L3 191V192H5V194L7 193V190ZM95 189V188H94ZM94 189H92L93 190V193H99V191H97V190H95V192H94ZM250 191H248V190ZM258 189V190H257ZM91 190V191H92ZM257 190V191H256ZM261 192H260V191ZM128 192V191H127ZM125 192L127 195H128V198H130L131 196H129L130 194L131 195H134L133 193H131V192ZM253 192V193H252ZM254 192H256L255 194H256V196H255V198H254V196H252V194H254ZM257 192H259L260 193V196H259V194L257 193ZM124 193V194H125ZM247 193V194H246ZM262 193V194H261ZM125 194V197L127 196ZM257 194H258V196L260 197V198H258L257 197ZM248 197L247 199H249L250 197V199H251V202H249L250 201V199H249V201H247L246 200V197ZM250 196V197H249ZM39 197H41V196H39V194L36 196V200H38L39 201V199L38 198ZM243 197H245L244 199H243ZM252 197H253V200L255 201L254 202V205H253V201H252ZM42 198H43V196H42ZM42 198H40L41 200H42ZM60 200V199H59ZM259 200H262V201H260L261 202V204H260V207L262 206V208H259ZM34 201H35V198H34ZM38 201H35L36 203L38 202ZM246 201V202H245ZM41 202V201H40ZM40 202H38L37 204H39ZM149 202V201H148ZM257 202H259V203H257ZM250 203V204H249ZM255 203H256V205L258 206L257 208H256V206H255ZM263 203V204H262ZM36 204V205H37ZM250 205V206H249ZM251 205H252V207H251ZM255 206V207H254ZM253 207H254V212H253ZM220 208V207H219ZM217 209V210H215L216 212H218V210H220V209ZM222 208V207H221ZM259 208V209H258ZM116 209V208H115ZM261 209V210H260ZM23 211V210H22ZM22 211H20V213H19V215H17L15 218H14V220L16 219V218H20L19 219V221H22V218H23V216L24 215H21L23 212ZM62 213H52L51 214V216H49L48 214H46L44 217V220H45V222L46 223H44V228H45V230L46 229H48V230H44V232L42 231V234H41V237H43L44 236V238H43V240L44 241H46V242H41L42 243V245L40 244V248L42 249V250H44L43 248H45L44 247V245L48 242V239L50 240V238L52 239V238H56V237H58L60 234H62L63 233V226H62V222H64V220H66V219H70V217H69V215H68V217H66V213H64V212H67L66 211V207H64V205L61 207V210H60ZM64 211V212H63ZM260 211V212H259ZM3 211L0 209V215L3 217V215L5 216V214H1ZM220 212V211H219ZM4 213V212H3ZM68 213V212H67ZM119 213V214H118ZM23 214H25V213H23ZM56 214V215H55ZM59 214V215H58ZM121 214V215H120ZM123 213L121 212L120 213V210H119V212H117V216L115 215V214H113V216H111L109 219H110V222H111V220H112V222H111V224H110V222H107L106 223V225H108L110 228L114 225V226H116V225H118L117 223H119V221H121L122 220V216H124V215H122ZM55 215V216H54ZM57 215H58V219H59V221H61L60 223H58L59 225H57V224H54V223H56V222H54V221H56V219H57ZM0 216V218H2ZM64 216V217H63ZM250 216V217H249ZM48 217V218H47ZM49 217H51L50 219H49ZM4 218V217H3ZM2 218V219H3ZM64 218V219H63ZM84 218V219H83ZM82 218V220L83 221H79V222H77L78 223V227H79V229L80 230H82V231H84L85 229L87 230V231H89L88 229H90V231L92 230V228H91V226H92V222H91V218H90V216H88V215H86V217H83ZM2 219H0V222L2 221ZM247 219H251L252 221L251 222H254V224L255 225H257L256 226V228H253L252 230H251V227H250V229H248L247 227L245 228V229H241L240 228V224H241V222H244V221H246ZM17 220V219H16ZM49 220V221H48ZM18 221V222H19ZM39 221H41V222H44L43 221V219H42V217H40L39 218ZM48 221V222H47ZM15 222V221H14ZM38 222V221H37ZM50 222V224H48ZM3 223V222H2ZM39 223V222H38ZM51 223H53L55 226L53 227H51ZM80 223V224H79ZM17 224H20V222L19 223H17L16 222V224H15V226L17 225ZM41 224V223H40ZM46 224V225H45ZM49 225V226H48ZM57 225V226H56ZM106 225H104V226H102L101 228H100V233H101V235H103V234H107V236H108V234L110 233L111 234V229L110 228H108ZM51 227V228H50ZM93 227V226H92ZM105 227V228H104ZM107 227V228H106ZM52 228H53V230H52ZM114 228V227H113ZM112 228V229H113ZM105 229H106V231H105ZM109 229V230H108ZM55 230V231H54ZM108 230V231H107ZM48 231V232H47ZM106 233H105V232ZM110 231V232H109ZM171 231V229H168L166 232L168 233V232H170ZM47 234H46V233ZM62 232V233H61ZM103 232V233H102ZM109 232V233H108ZM45 235H44V234ZM48 233H50L49 235H48ZM55 234V236L54 235H52V234ZM59 234V235H58ZM98 234H99V232H98ZM109 234V235H110ZM49 237H47V236ZM58 235V236H57ZM54 236V237H53ZM48 238V239H47ZM260 241L259 243H255V241ZM36 243V242H35ZM43 243H44V245H43ZM26 245V244H25ZM28 245V244H27ZM26 245V246H27ZM148 244L147 243H141V246L142 247H146ZM29 246V245H28ZM43 246V247H42ZM211 247V249H208V248H210ZM28 248L29 247H26V249L25 248H23L24 249V251L26 250L27 252H28ZM38 249V250H41V249ZM72 249V251L73 250H78L77 248H70V250ZM32 250V249H31ZM206 250V251H205ZM207 250H209V251H207ZM25 251V252H26ZM36 251V250H35ZM211 251V252H210ZM32 252V253H31ZM30 253H29V255H30V257L32 258H35L36 259V257H37V261L38 260H40L39 259V254H41V253H39L38 251H37V253H35L33 250L31 251ZM206 252H208V253H206ZM39 253V254H38ZM46 253V252H45ZM24 254H26V253H24ZM33 256H32V255ZM37 254V255H36ZM43 255V254H42ZM28 256V255H27ZM34 256H36V257H34ZM47 256H44L43 257V259L45 260H47ZM42 259V258H41ZM42 259V260H43ZM41 260V261H42ZM121 260H122V258H121ZM124 261H125V259H123ZM158 259H156L155 261H157ZM122 262V261H121ZM121 262H119L120 264H121ZM38 263V262H37ZM123 263V262H122ZM180 264H181V262H179ZM65 264V263H64ZM123 264H128V263H123ZM182 264H185V262H183ZM233 264V263H232Z\"/></svg>",
    "mask_w": 264,
    "mask_h": 264
}]
</instances>
